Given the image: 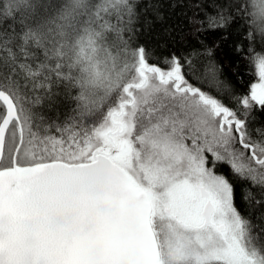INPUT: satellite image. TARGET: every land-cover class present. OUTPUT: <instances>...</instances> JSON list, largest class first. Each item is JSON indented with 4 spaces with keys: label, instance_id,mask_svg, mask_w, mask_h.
<instances>
[{
    "label": "snow or ice",
    "instance_id": "6c2138e0",
    "mask_svg": "<svg viewBox=\"0 0 264 264\" xmlns=\"http://www.w3.org/2000/svg\"><path fill=\"white\" fill-rule=\"evenodd\" d=\"M235 7L264 41V0ZM136 17L135 0H0V264H264L235 183L264 190V56L236 96L211 61L132 47ZM61 85L63 119L38 110Z\"/></svg>",
    "mask_w": 264,
    "mask_h": 264
},
{
    "label": "trees",
    "instance_id": "16d2710c",
    "mask_svg": "<svg viewBox=\"0 0 264 264\" xmlns=\"http://www.w3.org/2000/svg\"><path fill=\"white\" fill-rule=\"evenodd\" d=\"M40 2L56 3L57 0ZM238 2L239 0H135L137 17L132 25L134 39L130 43L132 47L143 45L151 49L155 57L171 54L188 57L201 70L211 61L218 69L219 79L234 95H247L250 86L259 81L254 58L264 56V41L255 34L251 40L248 38V29L235 7ZM221 13L226 18H231L226 19L224 27L210 28L207 18ZM11 23L10 20L0 23V40L12 36ZM16 32H20L19 25H16ZM125 35L127 37V33ZM110 39L114 40L115 37ZM18 43V40L13 39L9 46L20 57V62H23V56L16 47ZM2 47L3 44H0V48ZM31 51L39 54L40 50ZM28 62L32 63L31 60ZM7 71V67L0 63V72ZM54 91L58 94L52 98L51 110L47 100L38 110L45 115H59L63 119L70 113L73 104L63 85L54 88ZM213 94H216L215 90ZM221 98L229 107H236L235 101L229 100L226 94L222 93ZM248 129L254 140L259 139L257 129L264 130V110L259 106H254L248 117ZM235 183L237 206L242 214L257 223V218L264 215V206L253 203V200H264V190L246 181ZM249 190L251 197L245 202L241 197Z\"/></svg>",
    "mask_w": 264,
    "mask_h": 264
},
{
    "label": "rangeland",
    "instance_id": "374dc122",
    "mask_svg": "<svg viewBox=\"0 0 264 264\" xmlns=\"http://www.w3.org/2000/svg\"><path fill=\"white\" fill-rule=\"evenodd\" d=\"M258 82H259V81H258ZM258 82H257V83H258Z\"/></svg>",
    "mask_w": 264,
    "mask_h": 264
}]
</instances>
